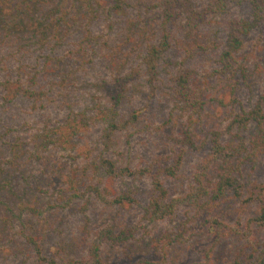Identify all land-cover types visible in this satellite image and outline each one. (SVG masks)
Wrapping results in <instances>:
<instances>
[{"label":"rangeland","instance_id":"obj_1","mask_svg":"<svg viewBox=\"0 0 264 264\" xmlns=\"http://www.w3.org/2000/svg\"><path fill=\"white\" fill-rule=\"evenodd\" d=\"M180 1L184 11L173 27L171 47L152 74L144 56L161 37V0L82 5L64 0V6L61 0H0V82H9L0 85V264H92L94 244L101 248L104 264H233L241 248L264 242L260 227L240 237L258 207L231 192L218 201L204 199L202 215L179 206L163 220L151 223L144 216L152 175L178 159L176 176L164 170L159 175L168 198L187 193L196 175L213 188L224 163L210 162L212 130L230 143L238 134L232 127L236 115L251 110L264 88V17L244 36V47L236 54L249 77L237 74L233 83L220 62L229 24L253 20L249 1L230 0L227 11L211 10L194 28L188 26L185 7L203 11L214 8V0ZM183 68L193 70L194 96L204 102L202 108L186 110L175 99V79ZM117 78L129 82L119 107L121 119L134 112L138 119L114 135V151L108 155L122 167L150 168L144 175L103 176L81 153L88 148L99 157L104 149L102 125L94 115L98 102L110 105L108 92ZM19 85L35 95L13 96ZM82 115L89 122L74 139L77 150L38 146L46 128ZM257 131L252 124L241 133L252 141ZM185 132L197 148L173 140ZM242 173L246 189L264 184V155L247 161ZM90 186L99 187L103 197ZM63 190L61 208L56 204ZM130 192L135 205L107 201ZM22 205L40 212L21 215ZM206 215L220 223L219 237L217 226L200 219ZM131 226L139 227L134 238L119 246L100 240L104 229Z\"/></svg>","mask_w":264,"mask_h":264},{"label":"trees","instance_id":"obj_2","mask_svg":"<svg viewBox=\"0 0 264 264\" xmlns=\"http://www.w3.org/2000/svg\"><path fill=\"white\" fill-rule=\"evenodd\" d=\"M92 0H72L75 4L82 5L83 2ZM238 2L249 1L252 6L253 20L237 19L229 24V34L226 48L220 55V62L222 64V73H225L233 83H236L237 74H240L244 80L249 77V71L241 63L237 62L236 54L244 47V36L248 34L255 26H257L264 17V0H237ZM230 0H214V8L205 9L203 11H195L190 7H185L189 12L188 26L194 28L199 23L204 22L207 14L214 10L215 12H225L228 9ZM61 6H64V0H61ZM119 6V5H118ZM159 16L161 18L162 33L158 43L151 44L147 47L144 64L147 70L155 74L157 72L158 62L166 50L171 47L173 27L179 19L181 13L184 11L180 0H161ZM64 18V17H63ZM193 70L190 68H183L175 79L174 96L175 99L186 110L199 109L204 105L194 96L192 87ZM9 82H0V85L6 86ZM127 78H117L111 84V90L108 92L110 105L104 107L100 102L97 103V112L94 119L102 125L101 144L104 149L99 157H94L91 149H84L81 151L87 163L97 172L107 177H132L134 175H144L145 172L150 173V168H143L142 170H133L129 166L122 167L117 159L111 158L108 153L113 152L115 146L114 135L129 128L134 124L138 115L134 112L130 118L121 119L119 107L126 94L128 87ZM8 89L9 94H14V90ZM18 92L13 96H18L24 93L25 95H35L34 92L25 90L19 85ZM9 100V99H8ZM236 101V100H233ZM222 103V102H221ZM235 103V102H232ZM92 119V118H91ZM89 119L86 116L70 118L64 125L58 128H46L40 135L38 146L42 150L56 146L61 149L77 150L76 135L87 127ZM232 127L237 126V135L231 139L230 143L223 142L220 131L212 130L210 136V162L221 161L224 163L219 178L212 189H209L206 183L196 175L189 185L187 193L181 196L168 198V191L166 190L163 181L159 177L163 170L166 175L176 176L180 167L181 160L178 159L175 165L163 168L158 174L152 175L153 193L149 199L147 206L144 208V216L149 222H156L167 217L173 216L179 206H187L194 208L201 215L206 209L203 203L204 199H212L215 201L223 198L227 193L231 192L238 199H244L246 202H255L257 204V211L254 216L249 218L247 222L246 232H242L240 237L244 239L254 228H264V184H255L251 188L246 189L243 181V166L247 161H255L261 155H264V88L259 96L257 103L254 104L251 110L241 109V112L236 115ZM252 124L258 127V131L254 139L248 141L241 133ZM177 143L189 145L192 148H197L196 141L192 138L189 132H185L180 138H173ZM39 151V150H38ZM40 154V153H39ZM209 164V163H208ZM209 169L206 166L204 173ZM90 190L98 194L100 197L102 193L97 186H90ZM64 190L60 194V202L57 206L64 208ZM248 193V197L245 196ZM109 203L116 205H135L137 203L133 192L117 195L113 200H107ZM23 204V203H21ZM39 213L40 210L25 205L21 206L20 214L24 211ZM205 222H209L213 228L217 226V237L220 236L219 225L216 220H212L208 215L204 216ZM139 227L131 226L121 230H114L113 228L104 229L100 235L101 241H107L112 246H119L129 239L134 238ZM125 254L131 257L128 251ZM90 256L92 264H104L101 248L94 244L90 249ZM51 264H70L58 263L55 260ZM79 264H85L78 262ZM233 264H264V242L259 243L255 240L254 244L248 248H241L236 255Z\"/></svg>","mask_w":264,"mask_h":264}]
</instances>
